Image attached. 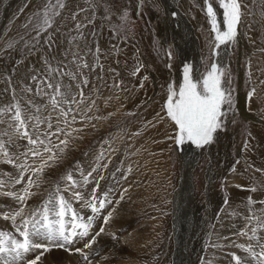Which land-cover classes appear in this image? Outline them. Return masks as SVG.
Masks as SVG:
<instances>
[{
    "label": "rangeland",
    "instance_id": "obj_1",
    "mask_svg": "<svg viewBox=\"0 0 264 264\" xmlns=\"http://www.w3.org/2000/svg\"><path fill=\"white\" fill-rule=\"evenodd\" d=\"M6 1L0 0V107L14 102L11 98L13 96V90H15L16 99H20L22 104L28 98H32L37 104L41 103V96L33 95V93L26 94L22 89L25 86L32 87L35 85L31 80L33 75L42 77L46 74L44 60H50L49 62L54 67L63 61L64 64L68 65V69L75 71V67L69 63L72 52L77 51L75 46L79 45V48L82 50L81 54L83 55L84 50L81 46L87 47L85 43L90 42L95 47L97 45L96 41H99L98 48L101 49L98 56H100L101 64L104 63L102 65L106 67L104 71L100 67H96L90 75L92 85L90 84L85 88V96L90 97L91 100L95 98L96 109L91 106V111L86 113L87 117L92 118L91 120H78V117L81 116L78 115V121L73 125L75 128H83V131L79 133V137L82 136L81 139L87 136L89 138L87 137L83 142L81 140L80 143L77 140H72L70 149L68 148L62 155L60 161H58L59 164L56 163L52 169L49 168L50 170L47 169L45 171L43 183L41 184L42 189L46 188L48 192L51 188L48 182H53L55 185L61 180V177L64 176L68 168V171L71 170L74 172L72 169L77 166V162L71 165L72 161L78 159V163L81 164L82 159L91 150L95 151V155H97L102 149H108L106 151V157L108 161L110 160V163L107 160L106 162L108 163V167L112 166L117 171H120H116L118 176L123 177L124 172L121 168L125 169V172H127L125 173L127 174V179L125 180L128 185L126 182H121L120 184H125L124 187L119 186L115 188V191H118L115 201L119 199L118 197L121 194L124 197L127 196V200L130 196V199L129 201L122 202L120 206L114 203V206L117 210L120 209L122 204L126 203L127 205L125 204V206L128 207L127 216L130 217L124 220L119 231H115L116 234L108 229L103 236V240L100 237L96 238V243L92 246L93 252L94 250L97 251L98 248H101L102 252L93 253L91 258H97L107 251L109 253L114 252V250L119 248V245H123L122 243L120 244L119 240L121 236L129 232L135 233L136 231L142 234V238L145 237L143 239L144 244L141 245V249L139 250H133L130 246L123 245L125 250H122L124 252H120L119 254L121 260L125 261L124 263L122 262L123 264L129 263L128 261H130L129 264H175L174 260L178 247L181 246L183 249L184 243L189 248L188 250L191 251L187 253L188 257L184 258V262L187 264H207V261H211L212 264H232L229 257L230 253H232L230 251L237 252L238 255H244L240 249L232 247V242L237 243V239L239 238V236H237L238 238L235 236L234 231H240L244 227L242 223L245 220L242 222V218L246 217L244 215L246 212L249 213L246 207L247 198L251 196L256 201L264 200V191L258 190L257 192H250L247 190L253 183L257 184V186L264 184V175L254 171V168H264V84H261V81H264V51H262L264 49V22H261L259 15L260 8L257 5H252L255 16H244V19H246L244 25L247 27L245 34L248 36L243 37L239 45L240 51L243 49L250 55L254 54V59L257 56L256 60L251 64V80H249L248 76L249 69L245 74L243 72L244 69L241 67L243 64L239 65L241 58L237 62L240 82L238 91L240 92L243 88L242 92L245 96L244 100L247 102V111L253 114L255 118L249 119L244 116L240 110V101L238 102L237 100L238 95H235L236 104L238 103V105H236L237 111L234 113V117L236 114H240L241 117L239 116L233 122V114L230 113L224 130L217 131L213 143L204 148H200V153L194 154V150L190 152L197 160L193 165L194 168L191 176L195 208L200 219L202 221L205 220L204 222L206 223H204L205 225L200 224L201 226L196 227L195 233L194 230L187 229L186 234L190 236L184 234L183 237H178L173 230L172 195L179 186L178 182L184 167L183 160L189 152H178L174 145L175 140L173 142V139H169V137L175 136L173 132L175 126L168 121L169 119H161L162 114L159 100H165L166 98L167 84L171 81V73H173L174 69L179 75L177 72L178 65H172L170 72L165 69V49L171 51L172 56L175 54V61H177L180 52L179 49H184L181 43L188 44L189 40L184 34H181V38L177 39L176 43L170 37L171 27L169 25L171 24L168 21L164 7L160 4L162 0H146L145 5L138 6L139 12L133 5L132 9L127 3V0H93V3L96 5L94 13L91 6L86 3V0H66V7L61 12V16L57 18L53 29L49 30L52 33V47L48 46L47 33L39 38L40 43L37 46L34 43L28 42L30 39L33 40L36 33L31 31V25L27 29L23 27L28 21L26 17L28 15L30 17L44 3V0H15L8 10V13L2 12L3 5ZM172 1L175 5L181 6L183 16L192 22L196 43H198L196 45L202 51L205 60L208 57L206 51L209 50L208 43L211 39V34L209 32L208 21L192 5V2L198 5L199 0ZM142 7L144 8L142 9ZM82 8L87 9V11H80ZM125 11L129 13L126 21L121 19ZM76 13L78 15L73 19L72 17ZM96 13L97 18L94 17ZM3 15L5 16L4 20ZM105 16L109 18L106 19ZM89 19L92 20L91 23H89ZM102 20H104V25H107V23L113 24L116 28H112L113 30L111 31L108 26L107 29L103 30L99 24ZM2 22L4 23L2 24ZM77 23L85 26L77 30ZM157 23L166 30V34L163 35L165 45L160 42L159 30L156 27ZM56 28H59V31H55ZM78 32L83 33L85 39L78 38L77 40H73L72 37L78 36ZM180 40L183 41L181 42ZM9 41L15 42L14 47L11 49L6 46ZM109 43L110 45L107 48L106 45ZM134 45L137 46L138 50L142 49L147 56L148 65L155 81V88H150L147 97V94L143 96V89L139 90L132 84L133 70L131 68L133 67V60L131 51ZM104 46L105 49L103 48ZM113 48L116 49L119 56H114ZM103 50L104 52H101ZM43 51H47L44 56ZM66 53L67 56L65 55ZM85 53L92 54V51L88 49ZM172 62L174 63V59H172ZM112 63L113 65H111ZM30 65L34 69L29 68ZM109 68L122 73L125 80L123 86H119V88L110 86L112 79L108 72ZM82 71L86 75L88 74L86 70L82 69ZM154 76H158L157 79ZM30 82L33 84L31 85ZM175 82L178 83L177 81ZM175 84L173 85L175 86ZM175 87L178 88L179 83ZM251 87L256 88V94L251 101H248L247 92L250 91ZM35 88L36 85L33 87L34 91ZM235 91H237V88ZM44 99L46 100V98ZM104 99L106 101H100ZM102 103H106V105L108 103V105L106 106L104 104L105 106H102ZM109 105L110 107H108ZM81 108V114H83L86 111V106L82 105ZM136 133H139V135H136ZM74 135L76 134L74 133ZM53 140L58 143L55 138ZM106 141L107 143H105ZM121 142H123L124 147L122 153L119 156H114V154L116 155L118 153L117 148ZM245 145H247V148ZM73 146L74 149L72 150L71 147L73 148ZM113 147L114 154L109 151ZM130 158L131 160H129ZM237 161L239 163H236ZM62 162H65L64 166ZM3 165L0 163V167ZM248 165H252L253 167L248 168ZM234 166L236 169L235 172L231 170ZM129 168L132 169L131 173L128 172ZM0 169L2 170V167ZM1 170L0 172H4V170ZM103 175L106 180L107 172H103ZM229 175H232V177ZM252 177H255V180ZM105 180L100 182L103 188V190L101 188V191H108ZM228 184H234L235 186L241 185L243 187H236V194H234L231 192L232 190ZM234 185H231L232 189L235 188ZM18 187L22 188L23 185H18ZM18 187L12 188L16 190ZM124 188L127 189L126 192H122ZM134 188H136L135 191L133 190ZM36 190L33 189V191L37 192ZM115 191L112 192L114 193ZM47 192L43 193L42 190L39 193L38 190L37 195L31 198L33 200H29L32 203L29 206L33 208L38 206L47 195ZM112 192H110V195L113 194ZM131 192L132 195L134 194L133 196L137 193L136 196L141 199L137 198L136 200V198H132ZM42 193L43 195L40 196ZM260 194H262L261 198ZM65 195L67 197V193ZM226 197L228 200L227 205H225ZM74 203L76 202H73V206L75 207L76 205ZM129 205H133V207ZM137 207L139 208L137 209ZM255 207L258 210L261 205L257 204ZM76 208L82 210V213L86 216L91 214L88 209ZM233 213H236V215H233ZM222 216H224V219ZM221 218L224 221L231 218L229 222L233 223L231 225L233 228L230 226L223 229L224 231H216L217 222ZM1 223L9 230L10 226L7 223ZM126 226L127 228H123ZM98 228L95 227V230H98ZM230 230L233 233L229 234ZM221 232L224 233L222 234ZM227 239L230 242L226 245ZM189 243H191L190 246ZM239 243H246V239L240 237L237 244ZM82 244L83 241L75 245L72 251L66 249L60 250L65 253L67 258L68 255L76 253L74 250L75 247L82 248ZM214 244H219L221 247L214 248L210 246ZM122 257L124 258L122 259ZM219 257H225L226 260L223 258L224 261H221V263L220 259H218ZM66 261L70 260L66 259ZM82 261L83 259L81 263Z\"/></svg>",
    "mask_w": 264,
    "mask_h": 264
},
{
    "label": "snow or ice",
    "instance_id": "obj_2",
    "mask_svg": "<svg viewBox=\"0 0 264 264\" xmlns=\"http://www.w3.org/2000/svg\"><path fill=\"white\" fill-rule=\"evenodd\" d=\"M86 2L94 13L96 5L93 0ZM140 5H143V0H140ZM252 5L260 8L259 15L261 22H264V0L248 2L203 0L201 11L208 20L211 34L208 43L209 55L203 61L205 70L198 77H194L192 64L186 63L183 66L182 83L178 88L169 84L167 98L162 106L165 116L175 125V136L169 139H174L177 145L190 143L198 149L204 148L214 142L217 131L224 130L230 113L233 114L234 122V113L237 111L234 80L228 65L220 63L219 58L222 46L227 50L236 45L243 17L255 16ZM65 7L66 0H44V3L31 14L23 27L27 29L31 25V31L36 33L33 37L36 44H39V38L47 33L48 46L52 47V33L49 30L53 29ZM80 11L87 9L82 8ZM76 15L78 13L72 18L75 19ZM128 17L129 13L125 11L121 19L126 21ZM91 22L89 19V23ZM84 26L77 23L76 29ZM55 31H59V28ZM78 38L85 39L83 33L79 32L78 36L72 37L73 40ZM14 43L9 41L7 48H13ZM76 48L77 51L72 52L69 61L75 67V71L68 69V65L63 61L54 67L45 59L46 74L42 77L36 75L31 77L36 84L35 91L31 86L22 89L26 94L41 96V103L37 104L32 98H28L22 104L16 99L13 90L14 102L0 107V163L15 169L14 173H4L3 178H0V190L23 185L15 191H0V195L10 198L15 203L14 207L0 210V219L9 221L12 228L0 229V264H41L46 252L53 248L72 251L81 241L83 247H75L74 250L81 255L86 264H92L86 249L91 250L96 238L105 233V226L109 224L116 211L114 203H119L110 198L112 189L101 191L100 182L105 180L101 170L106 169L110 163V160L104 163L107 157L106 150L102 149L95 156V161L87 172L77 162L75 171L79 173L80 179L69 170L47 192L38 206L33 208L28 205V201L37 195L33 189L41 187L45 171L58 163L72 140L80 138L79 133L83 128L73 127L77 115H81V121L92 119L87 117L86 113L91 111L95 101L85 96V88L90 82L82 69H91L93 65L85 59L86 54H81L79 45H76ZM99 51L97 48L96 53ZM65 55L67 56V53ZM167 56L171 58L172 52L168 51ZM94 59L95 66L102 69L99 56L94 54ZM208 60H211V63H208ZM142 67L143 65L138 63L132 74H138ZM248 68L251 80L250 61ZM144 79L147 80L148 77L145 76ZM261 84H264V81H261ZM114 86L119 88L120 84L114 82ZM140 86L143 87V83ZM255 94L256 88L251 87L247 92L248 101H251ZM82 105L86 106L83 114ZM53 138L58 143L54 142ZM19 141H23L27 146L26 151L14 150ZM245 147L247 148V145ZM231 170L235 172V166ZM131 171L129 168L128 172ZM254 171L264 175V168H254ZM252 179L255 180V177ZM90 183L93 184V188L85 196L82 190ZM247 190L264 191V184L257 186L253 183ZM66 193L70 195L66 197ZM123 199L124 196L121 194L120 200ZM73 202L79 203L82 209L90 210L91 214L85 216L81 210L73 207ZM227 204L226 197L225 205ZM257 204L261 205L258 210L255 207ZM246 207L250 214L244 218V227L237 232V236L244 237L246 243L232 244V247L240 249L244 255L232 252L231 261L232 264H264V200L256 201L249 196ZM98 218L101 219L102 226L95 230V221ZM210 246L221 247L219 244ZM207 264L212 262L207 261Z\"/></svg>",
    "mask_w": 264,
    "mask_h": 264
},
{
    "label": "bare ground",
    "instance_id": "obj_3",
    "mask_svg": "<svg viewBox=\"0 0 264 264\" xmlns=\"http://www.w3.org/2000/svg\"><path fill=\"white\" fill-rule=\"evenodd\" d=\"M171 2H173L172 0H170ZM172 4H174V2L172 3ZM175 5V4H174ZM3 17V20L5 19V16L3 15L2 16ZM184 18L185 19H187L186 17H184V16H182V20L184 21ZM189 20V19H188ZM4 22H2V24H3ZM3 26V25H2ZM256 26V25H255ZM181 34H184V35H186V33H185V31L184 30H181ZM181 42L183 41V40H180ZM247 41V40H246ZM72 42V41H71ZM249 43V42H248ZM197 45H198V43H196ZM247 44V43H246ZM187 45L188 44H183V43H181V46H182V48H184V49H186L187 48ZM248 45V44H247ZM178 46V45H177ZM76 47V46H75ZM180 48V47H179ZM249 49V48H248ZM183 50V49H182ZM182 50H180L179 49V51H182ZM61 53V52H60ZM34 57V56H33ZM220 57H225V59H226V56H224V54L222 53L221 54V56ZM191 60V59H190ZM50 61V60H49ZM57 61V60H56ZM219 62L220 63H222V60H221V58H219ZM20 70V69H19ZM42 70H43V68H42ZM17 72H18V70H16ZM15 74H16V72H15ZM17 74H19V73H17ZM37 74H40V73H37ZM159 76V75H158ZM158 76H154L156 79H157V77ZM18 77V76H17ZM20 77V76H19ZM30 77V76H29ZM28 77V78H29ZM164 78V77H163ZM28 80V79H27ZM170 80H171V78H170ZM175 81H177L179 84H181L182 83V80H179V75L176 73V75L174 76V83L173 84H175L176 82ZM178 83H176L177 85H178ZM30 84L32 85L33 83H31L30 82ZM176 84H175V86H176ZM36 85V84H35ZM34 85V86H35ZM34 86H32V87H34ZM243 89V88H242ZM241 89V91L239 92L240 93V97H239V100H240V102H239V105H240V110L243 112V114H244V116L246 117V118H251V119H253V118H255V116L253 115V114H250V112L249 111H247V103L242 99V97L244 98L245 96H244V93L242 92L243 90ZM106 94V93H105ZM105 94H103V95H105ZM34 95V94H33ZM107 95V94H106ZM23 97V96H22ZM104 97V96H103ZM102 97V98H103ZM129 97V96H128ZM12 99H13V96L11 97ZM6 99V98H5ZM8 99V98H7ZM131 99V98H130ZM2 100V99H1ZM20 100V99H19ZM110 100V99H109ZM128 100V99H127ZM9 101H11V100H9ZM101 102H103V101H106L105 99L104 100H100ZM99 101V102H100ZM129 101V100H128ZM133 101V100H132ZM131 101V102H132ZM7 102V101H6ZM111 102V101H110ZM130 102V103H131ZM109 103V102H108ZM108 103H107V105H108ZM2 104H3V102H2ZM4 104H5V102H4ZM9 104V103H8ZM103 104V105H102ZM102 104H100V105H102V106H105L106 105V103H102ZM105 104V105H104ZM111 104V103H110ZM106 105V106H107ZM98 106V105H97ZM112 106V105H111ZM93 107H95L94 109H96V106L94 105ZM108 107H110V105L108 106ZM253 108V107H252ZM105 109V108H104ZM251 109V108H250ZM101 110H102V108H101ZM108 110V109H107ZM98 112V111H97ZM94 113V112H93ZM101 113V112H100ZM91 114H92V112H91ZM101 114H103V113H101ZM100 114V115H101ZM105 114V113H104ZM104 116H106V115H104ZM104 120V119H103ZM94 121V120H93ZM100 124H101V122H100ZM102 127V126H101ZM160 130V129H159ZM85 136V135H84ZM82 137V136H81ZM81 137L80 138H78V139H74V141L75 140H77V141H79V143H80V141L82 140V142L83 141H85L86 139H87V137L86 138H82L81 139ZM89 138V137H88ZM218 138V137H217ZM22 142L23 141H19L18 142V145H17V147L14 149L15 151H17V152H23V151H26V148H27V146H25V144L23 143L22 144ZM114 144V143H113ZM78 146H79V144H78ZM179 146V145H178ZM78 148V147H77ZM70 149V148H69ZM71 149L73 150L74 149V146H73V148L71 147ZM80 149V148H79ZM106 149V148H105ZM108 150V149H107ZM106 150V151H107ZM109 151H111V149L109 150ZM90 152V153H89ZM88 153V155L85 157V158H83L82 159V161L80 162L81 164H79L83 169H84V171L85 172H87L88 170H90V167L93 165V163H94V161H95V151H89ZM98 154V153H97ZM66 155H68V154H66ZM72 155V154H71ZM110 155V154H109ZM62 157V156H61ZM64 157V156H63ZM69 158V157H68ZM68 158H67V160H68ZM121 158V157H120ZM62 160V159H61ZM107 160V159H106ZM106 160L104 161V163H107L106 162ZM122 160V159H121ZM129 160H131V158L129 159ZM60 161V160H59ZM63 161V160H62ZM108 161V160H107ZM184 162H183V171H181L182 172V175H181V178H180V180H179V186L177 187V189L175 190V192L173 193V195H172V199H173V212H172V215H173V230L176 232V235L178 236V237H180V236H182L183 237V235L185 234V235H187L186 234V232H187V229L189 230V229H191V230H194V233H195V228L196 227H198L200 224L201 225H203L204 223H206V222H204V221H202L201 219H200V216H199V214H197V211H196V208H195V203H194V198H193V185H192V171H193V168H194V164H195V161H197L196 160V158H195V156L194 155H191L190 154V152L189 153H187L186 155H185V158H184V160H183ZM120 162V161H119ZM231 162V161H230ZM63 163V162H62ZM65 163V162H64ZM64 163H63V166H64ZM197 163V162H196ZM59 164V163H58ZM2 167V170H4V172H0V178H3V175H4V173H9V172H12V173H14L15 172V169L12 167V166H10V165H3V166H1ZM0 167V168H1ZM54 167V166H53ZM52 167V168H53ZM77 167V166H76ZM76 167H74L72 170H74V174L76 175V178L77 179H80V176H79V173L78 172H76L75 171V169H76ZM51 168V169H52ZM71 169V168H70ZM114 167H112V166H110V167H108L107 166V168L106 169H102L101 171H102V174H103V172H107V179L105 180V185L107 186V189L109 190V189H112L113 191H115V188L116 187H119V186H121L122 188L124 187V185L125 184H120L121 182H126V184H127V181L124 179V177H127V174H125V173H127V172H125V169L124 168H121V170H123V177H120V176H118L117 174H116V169H115V171H114ZM238 169V168H237ZM1 170V169H0ZM1 170V171H2ZM50 170V169H49ZM55 170V169H54ZM105 170V171H104ZM53 171V170H52ZM119 171V170H118ZM117 171V172H118ZM120 172V171H119ZM122 172V171H121ZM49 173V172H48ZM47 174V173H46ZM50 174V173H49ZM106 174V173H105ZM114 174V175H113ZM52 175V174H51ZM96 174H94V176H95ZM230 176V175H229ZM130 177V176H129ZM230 177H232V175L230 176ZM235 177V176H234ZM232 179V178H231ZM194 180V179H193ZM228 180V179H227ZM45 181V180H44ZM232 182H233V180H232ZM46 183V182H45ZM49 183V182H48ZM47 183V184H48ZM103 183V182H102ZM104 184V183H103ZM130 184V183H129ZM102 185V184H101ZM128 185V184H127ZM130 185H132V184H130ZM229 185V187L231 188V192L232 193H234V194H236V186L234 185V184H231V185H234L235 186V188H233L232 189V187H231V185L230 184H228ZM46 186V185H45ZM50 186V185H49ZM16 187H18V185H15V187L14 188H16ZM44 187V186H43ZM133 187V186H132ZM135 187H136V185H135ZM14 188H12V187H7V189L6 190H0V191H8V190H12V191H15V189ZM93 188V184L92 183H90V184H88L87 186H86V188L85 189H83L82 191L84 192V194H85V196H87L88 195V193L91 191V189ZM101 188H102V186H101ZM137 188V187H136ZM136 188H134L133 190L135 191V189ZM195 188V187H194ZM242 188V187H241ZM240 188V189H241ZM18 189H20V187H18L16 190H18ZM51 189V188H50ZM106 189V188H105ZM120 189V188H119ZM125 189V188H124ZM124 189L122 190V192L124 191ZM35 190V189H34ZM102 190H103V188H102ZM131 190V189H130ZM143 190V189H142ZM37 192H38V190H36ZM105 191V190H104ZM128 191H129V189H128ZM137 191V190H136ZM140 191H141V189H140ZM121 192V191H120ZM113 193V192H112ZM135 193V192H134ZM140 193V192H139ZM138 193V194H139ZM117 194H118V191H115L112 195H110V198L113 200V201H115V199L117 198ZM130 194V193H129ZM144 194V193H143ZM70 194H68L67 193V196H69ZM128 195V194H127ZM131 195H132V192H131ZM134 195V194H133ZM131 196L132 198H136V200H137V193L135 194V196ZM141 195V194H140ZM261 196H262V194H260V198H261ZM142 197V196H141ZM259 197V196H258ZM34 198V197H33ZM125 199L123 200V202H126V201H129V199H130V196H129V199L127 200V196H125L124 197ZM42 199V198H41ZM133 199V200H134ZM138 199H141V198H138ZM31 200H33V199H31ZM37 200V199H36ZM132 200V199H131ZM145 200V199H144ZM147 200V199H146ZM258 200V199H257ZM143 201V200H142ZM136 203V202H135ZM140 203V202H139ZM145 203H147V202H145ZM29 204V203H28ZM30 204H32V203H30ZM29 204V205H30ZM76 206H75V208L76 207H78V208H80L81 207V205L79 204V203H74ZM126 204V203H125ZM125 204H122L121 205V207H120V209H117L115 212H114V214H113V218L110 220V222H109V224L107 225V226H105V232H107L108 231V229H110L111 230V232H113L114 234H116V232L115 231H119V229H120V227L123 225V223H124V220L126 219H128L129 217L127 216V213H128V207L127 206H125ZM132 204V203H131ZM127 205V204H126ZM136 205H139V204H136ZM141 205V204H140ZM139 205V206H140ZM15 206V203H14V201H12L10 198H8V197H4V196H2V195H0V210H7L9 207H14ZM31 206V205H30ZM119 206H120V204H119ZM123 206H125V207H123ZM129 206H131V205H129ZM74 207V206H73ZM131 207H133V205L131 206ZM135 209H136V207H134ZM139 207H137V209H138ZM130 209H132V208H130ZM134 209V210H135ZM82 211V210H81ZM90 211V210H89ZM133 211V210H132ZM87 212V211H86ZM131 212V211H130ZM130 214V213H129ZM245 216H247V215H249V213H247L246 212V214H244ZM86 216V215H85ZM238 216V215H237ZM223 217V219H224V216H222ZM186 219V220H185ZM229 219H231V218H229ZM229 219H226L225 221L224 220H222V218L217 222V225H216V228H215V230L217 231H224L223 229H226L227 227H230L231 225H233V223H231V222H229ZM234 219H236V218H234ZM239 219V218H238ZM241 219V218H240ZM245 219L244 218H242V222L244 221ZM130 221V220H129ZM0 222H4L5 224L7 223V225L8 226H10V228H11V224H10V222L9 221H4L3 219H0ZM3 224V223H2ZM245 224V222L244 223H242V225H244ZM4 225V224H3ZM7 225H6V227H7ZM200 225V226H201ZM205 225V224H204ZM241 225V224H240ZM100 226H102V221H101V219L100 218H98L97 219V221H95V227H100ZM155 226V225H154ZM133 227V226H132ZM152 227V226H151ZM123 228H127V226L126 227H123ZM231 228H233L232 226H231ZM240 228V227H239ZM243 228V227H242ZM235 229V228H234ZM233 229V230H234ZM128 230V229H127ZM134 230V229H133ZM229 230V229H228ZM236 230V229H235ZM135 231V230H134ZM144 231V230H143ZM127 232V231H126ZM125 232V233H126ZM238 232V231H237ZM237 232L236 231H234V233H235V236L237 237ZM222 233V232H221ZM224 233V232H223ZM222 233V234H223ZM231 233H233L231 230L229 231V234H231ZM104 234L105 233H103V234H101L99 237L101 238V240H103V236H104ZM118 234V233H117ZM191 234V233H190ZM120 235V234H119ZM123 235V234H122ZM175 235V236H176ZM199 235V234H198ZM109 236V235H108ZM121 236V235H120ZM143 236H145V235H143ZM187 236H190V235H187ZM118 237V236H117ZM145 238V237H144ZM144 238H142V234H140L138 231H136L135 233H133V232H129V233H126V234H124L123 236H121L120 238H119V240H120V244L122 243L123 245H128V246H130V248H132L133 250H139V249H141L140 247H141V245H143L144 243H143V239ZM227 238V237H226ZM238 238V237H237ZM186 239V238H185ZM217 240V239H216ZM239 240H240V236H239V238L237 239V243L239 242ZM183 241H184V239H183ZM190 241V240H189ZM219 241V240H218ZM243 241H244V239H243ZM230 241H229V239H227V243H226V245L229 243ZM221 243V242H220ZM101 244V243H100ZM190 244L191 243H189V246H190ZM232 244H233V242H232ZM76 245H78V244H76ZM83 245V244H82ZM99 245V244H98ZM123 245H119V250L117 249V250H114V252H111V253H109L108 251V253L107 252H105V253H103L101 256H98L97 258H91V256H93V253H101L102 252V249L101 248H98V250L97 251H95L94 250V252H93V249H92V251L91 250H87L86 249V251H88L89 252V259H91V261H92V264H123L125 261L123 260H121V257H120V252H124V251H122V250H125L124 249V246ZM208 245V244H207ZM81 246V245H80ZM193 247V246H192ZM93 248V247H92ZM103 248H105V247H103ZM207 248V247H206ZM215 248V247H214ZM218 248V247H217ZM189 248L188 247H186L185 246V243L183 244V249H182V247L180 246V247H178V251H177V253H176V256H175V264H187L186 262H184V258L185 257H188L187 256V253L189 252H191V251H189L188 250ZM190 249H191V247H190ZM210 249V248H209ZM221 250V249H220ZM105 251V250H104ZM205 251V250H204ZM206 252V251H205ZM218 252V251H217ZM107 253V254H106ZM214 254V253H213ZM219 254V253H218ZM221 254V253H220ZM192 256V255H191ZM190 256V257H191ZM126 257V256H125ZM222 257V256H221ZM124 257H122V259H123ZM211 258V257H210ZM214 258V257H213ZM216 258V257H215ZM224 259H225V257H223ZM223 258H218V259H220V262L221 261H224V259ZM66 259H69L70 261H66ZM83 258L81 257V255L79 254V253H75V254H71V255H68L67 256V258H66V255H65V253L62 251V250H60V249H55V248H53L50 252L48 251V252H46L45 254H44V256L42 257V261H41V264H86V262L85 261H82V263H81V260H82ZM187 259V258H186ZM217 259V258H216ZM53 260H55L54 261V263H53ZM78 260H79V262H78ZM127 260V259H126ZM226 260V259H225ZM66 261V262H65ZM123 262V263H122ZM129 263H130V261H128ZM129 263H126V264H129ZM222 263V262H221Z\"/></svg>",
    "mask_w": 264,
    "mask_h": 264
}]
</instances>
